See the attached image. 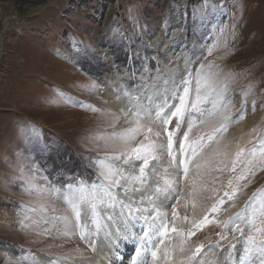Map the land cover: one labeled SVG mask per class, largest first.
<instances>
[{
    "label": "rangeland",
    "instance_id": "1",
    "mask_svg": "<svg viewBox=\"0 0 264 264\" xmlns=\"http://www.w3.org/2000/svg\"><path fill=\"white\" fill-rule=\"evenodd\" d=\"M19 2L26 10L20 9ZM246 24L259 30L264 27V0H0V264H80L77 249L87 262L102 249L108 252L107 264H132L139 225L130 229L135 240L112 236L92 252L72 224L65 235L63 222L55 221L57 216L71 220L63 199L30 194L26 188L44 185L67 191V185L91 186L100 178L101 163L131 173V165L111 159L124 147L113 139L114 134L129 127L121 111L127 110L125 102L139 99L160 105L171 80L183 78L186 68L212 65L211 71L218 74L216 83L228 84V108L234 119L246 100L244 119L233 122L217 139L221 147L229 145L230 153L237 144L252 147L245 138L255 143L253 130L264 132V36L259 30L249 32ZM93 84L95 91L90 90ZM192 87L194 99V83ZM212 123L217 122L197 124L190 137L207 132ZM32 127L38 130L35 135L29 132ZM142 140L144 135L137 136L134 145ZM159 142L166 143V136ZM153 164L156 173L149 169L148 178L154 189L157 182L163 184L166 153ZM212 175L220 176L216 187L222 191L227 173ZM194 179L193 169L188 181ZM251 179L237 194L236 207L223 206L227 211L219 214L220 220L238 212L253 192L264 187V172ZM180 186L177 210L181 219L176 227L187 234L192 224L188 226L182 217L202 219L210 202L201 196L193 208L187 182L181 180ZM39 205H45L48 213H42ZM31 208L36 212H30ZM166 211L171 220V205ZM42 219L56 227L38 223ZM45 230L51 235L41 234ZM220 231L207 225L186 237L185 247L215 244ZM169 237L160 245V257L165 248L180 243L176 233L170 232ZM229 240L230 234L216 250L222 261L228 255L223 249ZM242 254L238 244L229 257L234 261L228 259L226 264H240ZM62 257L69 259H58ZM147 259L152 264L150 255ZM156 264L167 262L158 258Z\"/></svg>",
    "mask_w": 264,
    "mask_h": 264
},
{
    "label": "snow or ice",
    "instance_id": "2",
    "mask_svg": "<svg viewBox=\"0 0 264 264\" xmlns=\"http://www.w3.org/2000/svg\"><path fill=\"white\" fill-rule=\"evenodd\" d=\"M215 47L213 45L208 49V55L212 54ZM211 68V64L207 67L201 64L199 69L186 68L183 78L171 80V87L166 89L163 103L156 107L139 99L125 102L127 110L121 111L129 127L118 136L114 134L113 139L124 147L111 159L131 165V173L118 165L101 163L98 166L100 178L91 186L84 183L67 185V191L44 185L26 188L30 194L41 197L53 195L65 201L72 214L71 220L68 216L54 218L55 221L63 222L65 235L68 234L69 224H72V229L79 233L86 247L96 252L112 236L135 240L136 235L130 229H136L139 225V243L132 264H148V255L151 256L152 264H156L158 258L167 262L172 259L171 253L180 255L179 264H226L238 244H241L243 252L240 264H264V187L253 192L238 212L224 220L219 219V214L227 211L223 206L227 204L228 207H236L237 194L249 186L251 178L258 172H264V132L253 130L255 143L249 141L252 144L250 148L237 144L235 152L230 153L227 143L220 146L217 137L226 132L233 122L244 119L246 100H242L239 115L234 119L228 108L231 101V97L226 96L228 84L225 81L218 85L215 79L218 74L212 72ZM95 89V84L90 86L91 91ZM247 95L248 92L243 93L245 98ZM208 104L210 108L203 107ZM91 110L96 111L95 108ZM193 113L197 115L193 116ZM213 121L217 123H212L207 132L195 138L190 137L197 124L204 125ZM37 131L34 127L29 129L32 135ZM139 135H144V140L134 145ZM162 136H166V143L159 142ZM164 153L168 158V167L164 168L166 175L163 184L157 182L153 189L148 178L149 169L153 174L156 173L153 162L161 161ZM193 169L196 179L189 182L188 177ZM213 173H227L222 191L216 187L220 176H214ZM181 180L187 182V196L193 197V208L196 207L195 199L201 196L210 202L203 209L202 219L191 222L192 228L187 234L176 227L177 221L181 219L177 210L181 201ZM173 200L175 204L171 203ZM169 205L172 209L171 220L166 211ZM38 207L42 213H48L45 205ZM184 207H187L186 200ZM29 211L35 213L36 209L31 208ZM182 219L188 221V216ZM38 223L56 227L54 222L47 219ZM210 224L221 228L216 233L219 240L215 244L209 242L205 245L201 242L194 249L185 247L186 237L191 238ZM21 225L28 227L24 220H21ZM170 232L180 237V243L177 247L165 248L163 257H160V245L170 238ZM41 234L51 235V231L45 230ZM229 234L231 240L223 249L228 255L223 256L222 261L216 250L221 249L220 241L228 240ZM76 251L80 253V264H87L84 254L79 249Z\"/></svg>",
    "mask_w": 264,
    "mask_h": 264
},
{
    "label": "bare ground",
    "instance_id": "3",
    "mask_svg": "<svg viewBox=\"0 0 264 264\" xmlns=\"http://www.w3.org/2000/svg\"><path fill=\"white\" fill-rule=\"evenodd\" d=\"M19 7L20 9L22 10H26V5H23L21 2H19ZM253 18V17H252ZM257 20V19H256ZM259 20V19H258ZM251 23V22H250ZM249 24V23H248ZM248 24L245 25L246 29L251 32V33H254L255 31H258L259 29H254L252 28L251 25L248 26ZM263 24V23H262ZM245 30V29H244ZM260 32H262L263 36H264V27H262L261 30H259ZM236 33V32H235ZM264 38V37H263ZM253 42H255V40H253ZM245 141L246 143L249 142V140L247 139V137L245 138ZM198 207V206H197ZM191 216V215H190ZM193 217H194V214H193ZM192 218L189 219L187 221V224L189 226V224H192ZM190 229V228H189ZM62 230V229H61ZM112 238V237H110ZM110 238L108 239V241L110 240ZM116 240V239H115ZM108 252L105 253L104 250L100 249L98 250V253L96 254V256L91 259L89 262H87V264H102L104 261L105 263L107 264L108 262V256H107ZM171 257L172 259L170 261H167V264H175L178 260V258L180 257V255H177L175 253H171ZM231 262H233L234 260H232L231 258L229 259Z\"/></svg>",
    "mask_w": 264,
    "mask_h": 264
}]
</instances>
